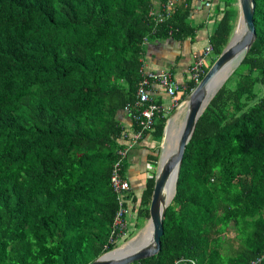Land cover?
<instances>
[{"label":"trees","instance_id":"trees-1","mask_svg":"<svg viewBox=\"0 0 264 264\" xmlns=\"http://www.w3.org/2000/svg\"><path fill=\"white\" fill-rule=\"evenodd\" d=\"M155 1L0 0V264L91 263L119 246L109 242L119 197L121 241L129 218L134 230L148 220L154 173L139 196L128 185L114 193L111 173L137 132L138 144H156L147 163L157 166L168 116L142 131L135 106L146 47L197 30L192 0H176L159 24L149 12L167 0ZM234 2L212 3L222 16L205 45L217 57ZM253 20L255 42L186 146L160 251L132 264H264V0ZM128 165L126 156L123 178Z\"/></svg>","mask_w":264,"mask_h":264},{"label":"water","instance_id":"water-1","mask_svg":"<svg viewBox=\"0 0 264 264\" xmlns=\"http://www.w3.org/2000/svg\"><path fill=\"white\" fill-rule=\"evenodd\" d=\"M238 18L242 29L234 30L227 45L213 61L200 82L194 87L186 99V111L182 125L176 129L172 116L167 120L162 136V144L168 142L165 155H159L154 172V186L148 207L149 218L139 232L107 253L99 256L89 264H132L157 255L161 248L163 222L165 213L176 195L177 182L184 152L190 141L196 123L208 104L222 88L226 80L242 62L256 40L254 26L255 0H236ZM227 66H231L226 75L215 84L216 77ZM148 226V230L146 228Z\"/></svg>","mask_w":264,"mask_h":264},{"label":"built area","instance_id":"built-area-1","mask_svg":"<svg viewBox=\"0 0 264 264\" xmlns=\"http://www.w3.org/2000/svg\"><path fill=\"white\" fill-rule=\"evenodd\" d=\"M212 0H205V8L212 6ZM176 7V0H167L165 4L161 5L160 9H154L149 12V15L154 19L156 24L163 22L165 19L171 16L173 10ZM213 51L212 46L207 43L200 50L194 51L191 55V62L187 69V78L182 80L175 79L173 73L170 70H158L153 71L147 67L142 68L143 80L136 91V107L138 110V116H140L138 122L142 131H151L156 116L170 111L172 108L179 105V100L185 95H188L190 88L189 83L192 82L197 85L202 77L205 75L207 69L212 63L210 56ZM160 92L165 98L171 100L170 106L166 107L162 103H157L151 99V94ZM128 140L127 146L117 151L119 159L113 166V171L110 177V185L114 193L120 195L121 191L126 186V180L120 174V165L123 160L126 159L129 151L136 147L138 142L142 139V132L126 135ZM120 209H118L111 231V237L109 242L111 244L119 243L126 234L127 222L125 220V213L127 212L122 205V200L119 197Z\"/></svg>","mask_w":264,"mask_h":264},{"label":"crops","instance_id":"crops-1","mask_svg":"<svg viewBox=\"0 0 264 264\" xmlns=\"http://www.w3.org/2000/svg\"><path fill=\"white\" fill-rule=\"evenodd\" d=\"M204 1L205 0H192L191 3L192 10L190 13V22L191 26L197 28L194 40L190 41L189 38L183 41L168 39L159 43H154L153 45L147 44L146 67L154 70H170L175 77H180V79H177L179 81L185 77V72H187L191 62V52L204 47L206 43L205 40L212 34L216 22L222 16V11H215L214 6H211L209 10L205 9ZM212 1L214 5L220 2V8L221 10L223 9L221 0ZM154 2L157 4V1L154 0ZM152 94L156 99H160V102H162L164 106H170V104H164V101L168 100V98H165L162 93L156 92ZM151 144H153V142L149 138L146 144L139 143L138 146L132 148L127 155L129 165L127 167L126 182L136 194H138L139 191L141 193L145 184L144 173L149 169L147 155L150 153V148H152Z\"/></svg>","mask_w":264,"mask_h":264},{"label":"rangeland","instance_id":"rangeland-1","mask_svg":"<svg viewBox=\"0 0 264 264\" xmlns=\"http://www.w3.org/2000/svg\"><path fill=\"white\" fill-rule=\"evenodd\" d=\"M235 6H236V5H235ZM236 8H237V6H236ZM237 10H238V8H237ZM237 21H240V18H238V16H237V18H236V20H235V22H234V27H233V31H232V33H233L234 30L236 29ZM240 23H241V22H240ZM216 58H217V55H215V54H211L210 59H211L212 62H213ZM174 77H175V76H174ZM175 79H180V77H179V76H176ZM234 82H235V81H232L231 84H234ZM218 83H219V82H218ZM218 83H217V84H218ZM170 103H171V100H170V99L164 101V104H166V105H169ZM181 105H182V106H181ZM185 105H186V104H181V103H179V105H178L177 107H174V109L171 110V111L169 112L168 118H170V117L172 116L174 110L177 109V112H176L177 114L174 113V115H173L174 118H175V116H177L178 113H179L180 111H182V113H181L179 119H175V122L173 123V125H174V127H176V129L178 128V125H177V124L182 123V120L184 119V115H185V111H186V106H185ZM180 106H181V107H180ZM183 111H184V112H183ZM175 114H176V115H175ZM174 118H173V119H174ZM170 129H171V128H170ZM151 146L153 147L152 151H154V150L156 149V144L153 143V144H151ZM158 146H160V143L158 144ZM154 169H155V166H152V165L149 166L148 171H147L146 173H144V174H145V177H144L145 180L150 178V175H152V174L154 173ZM139 193H140V191H139L138 194H136V195L139 196ZM129 219H130V226H129L130 231H128V235L125 237V239H127V240H129L130 238H132L133 236H135V235L139 232V230H140L141 228H143L144 225H145V224L147 223V221H148V220H146L145 223L142 222V223L140 224L141 227L138 228V229H135V230H134V228H133V226H132V219H131V218H129ZM146 228H147V226H146ZM233 237H234V233H233V232H228V233L226 234V239H232ZM127 240H125V241H121V242H119L117 245L120 246V245L124 244Z\"/></svg>","mask_w":264,"mask_h":264},{"label":"bare ground","instance_id":"bare-ground-1","mask_svg":"<svg viewBox=\"0 0 264 264\" xmlns=\"http://www.w3.org/2000/svg\"><path fill=\"white\" fill-rule=\"evenodd\" d=\"M241 22V19H240V21H237V24H236V29L238 30V31H240L241 29H242V22ZM230 67L231 66H227V67H225L220 73H219V75L216 77V80H215V84L216 83H218L225 75H226V73L228 72V70L230 69ZM185 104V103H184ZM184 112V111H183ZM180 113H182V111H180L179 113H178V115L177 116H175V118L173 119V122L171 123V125H170V128H171V126L173 125V123L175 122V119H179V117H180ZM177 114V113H176ZM175 114V115H176ZM182 122H183V120H182ZM178 125V128L177 129H179L180 127H181V125H182V123H180V124H177ZM176 128V127H175ZM171 130V129H170ZM167 149H168V142L165 140V142H163V144H162V155L164 154L165 155V153L167 152ZM163 155V156H164ZM147 230H148V226H147Z\"/></svg>","mask_w":264,"mask_h":264},{"label":"clouds","instance_id":"clouds-1","mask_svg":"<svg viewBox=\"0 0 264 264\" xmlns=\"http://www.w3.org/2000/svg\"><path fill=\"white\" fill-rule=\"evenodd\" d=\"M202 48H203V47H202ZM199 50H200V49H199ZM211 64H212V63H211ZM211 64H210V65H211ZM209 67H210V66H209ZM193 89H194V88H193ZM189 94H190V93H189ZM189 94H188V95H189ZM188 95L185 97L184 100H182V101L179 102V103H181V104H184V103H185V104H186V99H187ZM160 103H162V102H160ZM181 106H182V105H181ZM181 106H180V107H181ZM173 109H174V108H172L171 110H173ZM171 110H170V111H171ZM175 110H176V109H175ZM175 110H174V111H175ZM170 111L166 112L165 115L168 116ZM168 119H169V118H168ZM168 119H167V120H168ZM166 122H167V121H166ZM161 142H162V138H161V140H160V146H159V147H160V148H159V149H160V154H161ZM153 143H154V142H153ZM155 168H156V167H155ZM126 173H127V172H126ZM124 180H126V177H124ZM126 185H127V182H126Z\"/></svg>","mask_w":264,"mask_h":264}]
</instances>
